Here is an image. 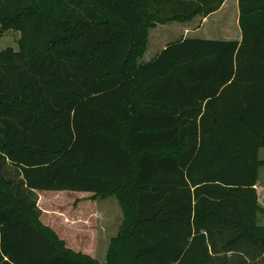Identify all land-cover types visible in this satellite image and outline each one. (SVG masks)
Returning <instances> with one entry per match:
<instances>
[{
  "label": "trees",
  "instance_id": "16d2710c",
  "mask_svg": "<svg viewBox=\"0 0 264 264\" xmlns=\"http://www.w3.org/2000/svg\"><path fill=\"white\" fill-rule=\"evenodd\" d=\"M225 1L0 0L21 34L0 52V264H264V0H238L240 40L140 62L151 28ZM35 191L117 198L104 263L39 221Z\"/></svg>",
  "mask_w": 264,
  "mask_h": 264
},
{
  "label": "rangeland",
  "instance_id": "374dc122",
  "mask_svg": "<svg viewBox=\"0 0 264 264\" xmlns=\"http://www.w3.org/2000/svg\"><path fill=\"white\" fill-rule=\"evenodd\" d=\"M238 12V1L230 0L209 19L199 14L187 22L157 24L150 29L149 45L140 62L154 56L164 45L186 35L190 38L240 40ZM20 36L15 29L2 34L0 24V52L8 48L18 51ZM261 158L264 159V151ZM10 174L15 175V171ZM260 175L264 183V166L260 168ZM33 195L37 198L39 221L64 240L68 248L91 257L97 255L100 257L97 260L102 263L106 261L104 254L107 255L111 240L117 236L124 217L116 197L93 198L92 193L79 191H35ZM238 256L245 255L235 254V257Z\"/></svg>",
  "mask_w": 264,
  "mask_h": 264
},
{
  "label": "crops",
  "instance_id": "0c3cea01",
  "mask_svg": "<svg viewBox=\"0 0 264 264\" xmlns=\"http://www.w3.org/2000/svg\"><path fill=\"white\" fill-rule=\"evenodd\" d=\"M230 0H226L223 4H222V6L220 7V9L219 10H217L216 12H214V13H212V14H217V13H219L222 9H223V7H225L226 5H227V3L229 2ZM238 1V0H237ZM238 10H239V7H238ZM212 14H210L209 16H208V19H209V17H211V15ZM237 17H238V20H239V12L237 13ZM189 23V22H188ZM183 25H186V24H183ZM187 30V29H186ZM151 35V34H150ZM187 36V35H186ZM184 37V38H187V37ZM150 40V39H149ZM149 45V44H148ZM167 45V44H166ZM166 45H164L160 50H158L157 52H155L154 54V56H152V57H150V58H148L146 61H150L151 59H153L162 49H164L165 47H166ZM146 61H144V62H146ZM263 149V150H262ZM261 150H260V152H259V158H260V160H262V161H264V159H262L261 158V154H262V152L264 151V148H262ZM261 168V167H260ZM257 189L259 190V192H260V190L261 189H264V183H262L261 182V175H260V169H259V178H258V183H257ZM47 192H49V191H47ZM90 255H92L91 253H89ZM105 256V258H106V253L104 254ZM93 258H95V259H99L100 257L99 256H97V255H95V256H92ZM104 263V262H103Z\"/></svg>",
  "mask_w": 264,
  "mask_h": 264
}]
</instances>
